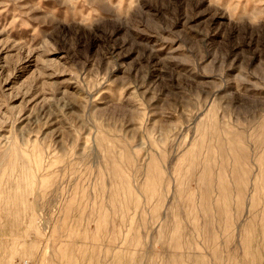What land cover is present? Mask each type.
I'll use <instances>...</instances> for the list:
<instances>
[{
  "label": "rangeland",
  "instance_id": "obj_1",
  "mask_svg": "<svg viewBox=\"0 0 264 264\" xmlns=\"http://www.w3.org/2000/svg\"><path fill=\"white\" fill-rule=\"evenodd\" d=\"M0 264H264V0H0Z\"/></svg>",
  "mask_w": 264,
  "mask_h": 264
},
{
  "label": "bare ground",
  "instance_id": "obj_2",
  "mask_svg": "<svg viewBox=\"0 0 264 264\" xmlns=\"http://www.w3.org/2000/svg\"><path fill=\"white\" fill-rule=\"evenodd\" d=\"M181 184V183H180ZM182 186V185H181ZM180 187V186H179ZM179 187H177V188H179ZM174 236V235H173ZM171 239V238H170ZM172 240H173V238H172ZM175 244H177L178 242L177 241H175L174 242ZM183 244V243H182ZM181 251V250H180ZM182 256V255H181ZM178 260V259H177ZM176 261V260H175Z\"/></svg>",
  "mask_w": 264,
  "mask_h": 264
}]
</instances>
